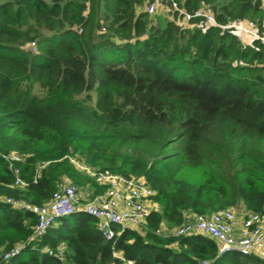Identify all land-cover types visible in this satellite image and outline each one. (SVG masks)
<instances>
[{"label": "trees", "instance_id": "obj_1", "mask_svg": "<svg viewBox=\"0 0 264 264\" xmlns=\"http://www.w3.org/2000/svg\"><path fill=\"white\" fill-rule=\"evenodd\" d=\"M153 1L0 0V250L22 249L0 264H118L113 250L130 264H264L220 255L203 234H158L188 214L264 215V43L244 49L226 28L251 21L264 35V0H175L215 17L184 30L165 3L171 19L156 28L141 10ZM70 159L143 180L145 226L108 241L76 210L30 241L37 216L5 200L43 207L60 184L87 185Z\"/></svg>", "mask_w": 264, "mask_h": 264}, {"label": "built area", "instance_id": "obj_2", "mask_svg": "<svg viewBox=\"0 0 264 264\" xmlns=\"http://www.w3.org/2000/svg\"><path fill=\"white\" fill-rule=\"evenodd\" d=\"M165 3L183 14L181 30L187 29L194 19L203 20L208 24H215L214 15L201 8L193 14L183 13L178 9L175 0H155L147 6L149 15H154L157 7ZM236 33L264 43V35L257 30V25L251 21H235L226 26ZM238 41L245 49L247 43L238 37ZM35 47V44H32ZM8 159V158H6ZM11 161H20L12 155ZM70 161L80 170L91 176L96 185L104 187L105 191L94 196L89 202L81 203L79 187L71 183L60 184L53 194L51 202L43 207L26 203L22 200L6 199L5 203L11 207L37 216V225L33 230L30 241L41 239L49 228L54 226L60 218L71 215L76 210L90 215L99 221V229L106 240H113L115 228L139 229L145 226L150 213L155 209L151 202L153 190L143 181L124 177L122 175L105 174L93 167H87L74 159ZM15 173H18L15 170ZM22 182L17 179L16 186ZM161 235V230L158 232ZM203 234L212 238L219 247V254L239 253L242 256H257L264 259V215L247 214L242 219L239 228V215L233 209L223 210L212 214L187 218L186 222L177 228L175 237ZM21 247H16L3 254V261L21 254ZM50 256L63 259L65 248L58 251L45 247L42 250ZM118 264H130L121 252L113 250ZM203 264H209L203 262Z\"/></svg>", "mask_w": 264, "mask_h": 264}, {"label": "rangeland", "instance_id": "obj_3", "mask_svg": "<svg viewBox=\"0 0 264 264\" xmlns=\"http://www.w3.org/2000/svg\"><path fill=\"white\" fill-rule=\"evenodd\" d=\"M147 6H148V5H145L141 10H142L143 12H146V13L148 14V12H147ZM148 17L150 18L151 23H152L156 28H158V29L165 27L167 21L171 19V15H169V8H168V6H166L165 4L158 6V7H157V11H156V13H155L154 15H149V14H148ZM101 24H103V22H102ZM205 24H206V23H202L201 26H203V25H205ZM235 34H236V32H235ZM237 37L242 38V40H243L244 42L250 44V41H249V38H248V37H244V36H242L240 33H237ZM248 44H247V45H248ZM25 51L33 52V51H34V47H33V45H31V46H29V47H26ZM95 98H96V96L94 95V96H93V99L95 100ZM78 170L81 172V174H82V180H83L84 182H86L85 184H87V185H91L93 188L96 189V187L93 186V185H95V184H94L95 182H94L93 178H92L91 176H89L88 174H86L85 171L80 170V169H78ZM96 195H97V194H96V191H95V195H94V196H96ZM81 203H83V202L81 201ZM235 211H236V212L244 213V212L242 211V208H239V209H237V210H235ZM176 230H177V228H173L172 226H170V225H168V224H164V225L162 226V228H161V236H162V237H165V238H166V237L174 236ZM2 254H4V252H3V250H0V257L2 256Z\"/></svg>", "mask_w": 264, "mask_h": 264}, {"label": "crops", "instance_id": "obj_4", "mask_svg": "<svg viewBox=\"0 0 264 264\" xmlns=\"http://www.w3.org/2000/svg\"><path fill=\"white\" fill-rule=\"evenodd\" d=\"M79 197H80V200L85 203V202H89L95 195V191L96 189L93 188L91 185H85L83 187H79ZM242 211L244 213H241V212H237L238 215H239V228L241 227L242 225V219L247 216L248 213H246L243 209ZM194 215L193 214H188L187 215V218H193Z\"/></svg>", "mask_w": 264, "mask_h": 264}]
</instances>
